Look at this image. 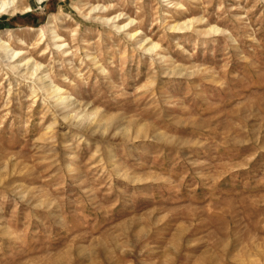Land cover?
<instances>
[{"label":"rangeland","instance_id":"rangeland-1","mask_svg":"<svg viewBox=\"0 0 264 264\" xmlns=\"http://www.w3.org/2000/svg\"><path fill=\"white\" fill-rule=\"evenodd\" d=\"M17 1L0 264H264V0Z\"/></svg>","mask_w":264,"mask_h":264},{"label":"bare ground","instance_id":"bare-ground-1","mask_svg":"<svg viewBox=\"0 0 264 264\" xmlns=\"http://www.w3.org/2000/svg\"><path fill=\"white\" fill-rule=\"evenodd\" d=\"M47 0H38L39 3H42V2H45ZM18 1L17 0H0V13H6V12H9L8 14H11V15H15L20 7H19V3H17ZM20 2V1H19ZM97 9V8H96ZM27 10V11H30L31 8H27V9H24V11ZM21 13V12H20ZM121 15V14H120ZM117 16V15H116ZM113 17V16H112ZM119 16L117 17H113V18H108L107 20H115L116 18H118ZM122 17V16H121ZM120 17V18H121ZM202 19H204L202 17ZM201 20V18L199 19ZM117 21V20H116ZM130 21V20H129ZM191 21V20H190ZM205 21V19H204ZM189 22V21H188ZM195 22V21H194ZM201 22V21H200ZM203 22V20H202ZM110 23V22H109ZM131 23V22H130ZM193 23V22H192ZM190 23V24H192ZM198 23V22H197ZM179 24V23H178ZM129 24H126V25H122V26H119V25H116L118 28H124L126 26H128ZM193 25V24H192ZM205 25V24H204ZM191 26V25H190ZM176 27V26H175ZM189 27V26H188ZM214 27V26H213ZM216 27V26H215ZM186 25H179V30H183V29H186ZM125 29V28H124ZM176 30L175 28H172V30ZM190 29V28H189ZM202 29V28H201ZM200 29V30H201ZM211 29V28H210ZM214 29V28H213ZM131 30V29H130ZM178 30V29H177ZM176 30V31H177ZM188 30V29H187ZM134 31V30H133ZM184 31V30H183ZM194 31V30H193ZM214 31V30H213ZM216 31V30H215ZM214 31V32H215ZM221 30H219L218 32H220ZM132 32V31H131ZM200 32V31H199ZM203 32H205V30H203ZM207 32V31H206ZM210 31H208L207 33L209 34ZM217 32V34H218ZM54 35H53V39L54 41L57 43L59 42L60 40V36L58 34H55V32H53ZM130 33V32H129ZM139 33V32H138ZM180 33V32H179ZM137 33H130V36L133 37L135 36ZM184 34V33H183ZM205 34V33H204ZM129 36V35H128ZM42 37L44 38L45 36L42 35ZM231 37V36H230ZM143 40V39H141ZM25 42V41H24ZM140 44V43H139ZM66 44L65 43H62V44H58L57 43V46L59 48H62L64 47ZM150 46V45H148ZM155 46V45H154ZM154 46H151L148 48V50H153L154 49ZM143 49V48H142ZM147 49V48H146ZM0 53L3 54L5 56V58L7 59V61L10 63L11 65V68L13 70H19L21 67H25L26 66V73L29 74L30 76H35L36 79L39 81V85H40V90H43L45 92H47V94L50 96L53 97V99H55V105H56V108L58 110V112L63 115L64 118H67L70 113L72 111H76L77 109V102L76 101H73V99H71L70 96H66V95H63L61 93V88L60 87H57L56 85H54L48 78V74H40V73H43V72H40L38 73L39 69L38 67H31L30 66V62H31V59L30 56L29 58L28 57H21V54L23 53L21 50H15L11 47V45L9 44V42H7L3 37L0 36ZM68 53V52H67ZM150 53V52H149ZM28 56V55H27ZM162 56V55H161ZM160 56V57H161ZM168 59V58H167ZM4 61V60H3ZM35 61V60H34ZM160 61V60H159ZM42 65V64H41ZM177 65V64H176ZM8 66V65H7ZM173 66V65H172ZM180 66V65H179ZM42 67V66H41ZM175 67V66H174ZM178 67V66H177ZM191 67V66H190ZM196 67V66H195ZM198 68V67H197ZM201 68V67H200ZM167 69V68H166ZM179 69V68H178ZM182 69V68H181ZM185 69V68H184ZM199 69V68H198ZM190 70V69H189ZM167 71V70H166ZM172 71V70H171ZM183 71V70H182ZM184 72V71H183ZM190 72V71H189ZM201 72V71H200ZM164 73V72H163ZM180 73V72H179ZM185 73V72H184ZM188 73V72H187ZM195 73V71H194ZM183 74V73H182ZM208 74V73H207ZM210 74V73H209ZM167 76V75H166ZM209 76V75H208ZM34 88V87H33ZM35 89V88H34ZM41 92V91H40ZM36 93V92H34ZM42 93V92H41ZM50 96V98H52ZM48 97V96H47ZM79 103V102H78ZM84 110V109H82ZM87 110V109H86ZM82 112V111H81ZM84 112V111H83ZM95 111L94 110H91V111H88L86 112V114L88 115H91L92 113H94ZM72 114V113H71ZM74 115V113H73ZM74 117V116H73ZM76 117V116H75ZM74 117V118H75ZM92 117V116H91ZM74 120V119H73ZM65 121V119H64ZM61 257V256H59ZM52 258V257H51ZM57 259V258H56ZM55 259V260H56ZM62 259V258H60ZM51 260H54V259H51ZM46 261V260H45ZM49 261V260H48ZM47 261V262H48ZM46 262V263H47ZM51 262V261H49ZM48 262V263H49ZM57 262H59V260H57ZM56 262H52V264ZM45 264V262H44ZM58 264V263H57Z\"/></svg>","mask_w":264,"mask_h":264}]
</instances>
